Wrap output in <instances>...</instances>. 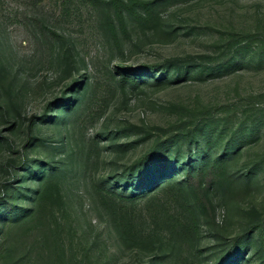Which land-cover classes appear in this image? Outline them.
Listing matches in <instances>:
<instances>
[{"label":"rangeland","instance_id":"obj_1","mask_svg":"<svg viewBox=\"0 0 264 264\" xmlns=\"http://www.w3.org/2000/svg\"><path fill=\"white\" fill-rule=\"evenodd\" d=\"M147 1L149 26L0 0V264H264V0ZM222 155L208 205L158 187ZM48 177L62 200L40 214ZM188 202L199 227L173 236L159 218Z\"/></svg>","mask_w":264,"mask_h":264},{"label":"trees","instance_id":"obj_2","mask_svg":"<svg viewBox=\"0 0 264 264\" xmlns=\"http://www.w3.org/2000/svg\"><path fill=\"white\" fill-rule=\"evenodd\" d=\"M92 2L97 3L100 9H112L114 11L113 14L121 22L125 21L127 16H130L138 22L149 26L152 25L157 18L154 1L92 0ZM124 79H126V77ZM131 80L133 82H137L136 77L131 78ZM225 172V155L217 158L205 156L199 161L192 163V166H190L186 171L184 180H179L176 182L167 180L160 186L156 184L149 191H145V194L150 193V191H155V189L158 187H162L160 189L161 191L181 197V193L185 195L188 194L185 192V190H187L194 197L193 201L196 204L208 205L206 202L211 184H214L216 181H222ZM146 185L147 184L144 183L143 187ZM120 197V208L117 212L113 211V222L116 225L118 237H120L121 240H131V238L128 236V234H130L128 227H135L136 215L134 212H129L130 210L125 207V204L121 205L124 200V195H120ZM136 198V196H130L128 199L133 200ZM61 200L62 197L57 184L53 182L52 177H48L45 179L43 187L37 197L35 210L42 214L43 212H46V210L54 208L56 202L57 204H60ZM186 211L190 214L191 221L186 222L184 225L181 219L182 216L179 212L165 211L163 213L164 218H159L165 222L166 227L164 228H168L173 236H181V227L183 229H186V227L192 228L194 230L193 232H195L196 227H199L198 218L196 213L193 211V203L188 202L186 204ZM235 254L236 253L234 252L233 255Z\"/></svg>","mask_w":264,"mask_h":264}]
</instances>
